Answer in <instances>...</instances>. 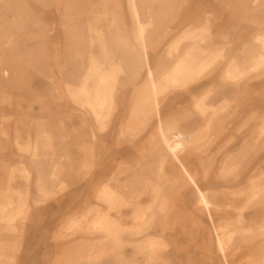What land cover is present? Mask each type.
I'll return each mask as SVG.
<instances>
[{"label":"rangeland","instance_id":"1","mask_svg":"<svg viewBox=\"0 0 264 264\" xmlns=\"http://www.w3.org/2000/svg\"><path fill=\"white\" fill-rule=\"evenodd\" d=\"M25 108L71 158L31 164L62 192L0 264H264V0H0L21 137Z\"/></svg>","mask_w":264,"mask_h":264},{"label":"crops","instance_id":"2","mask_svg":"<svg viewBox=\"0 0 264 264\" xmlns=\"http://www.w3.org/2000/svg\"><path fill=\"white\" fill-rule=\"evenodd\" d=\"M7 107L5 105V109ZM22 117L27 118L29 127L33 130L32 134L25 137L11 132V125L17 120L15 117L8 114L0 116V142H7L8 145L6 150H0V250L4 248L12 255L19 253L21 249V245L15 244L23 238L19 230L26 221L28 223L31 203L35 202L32 200L33 195L35 199H44L51 193L56 197L62 192L50 179L46 181L45 187L35 185L36 178L31 164L44 165L49 161L55 164L56 161L58 163L71 158L69 154L58 150L41 153V143L51 137V132H47L50 124L45 109L25 108L22 110ZM68 120L65 117L61 125L68 123ZM34 128L39 130L35 131ZM54 170L48 174L52 179L55 176ZM58 190L59 193L56 194Z\"/></svg>","mask_w":264,"mask_h":264},{"label":"bare ground","instance_id":"3","mask_svg":"<svg viewBox=\"0 0 264 264\" xmlns=\"http://www.w3.org/2000/svg\"><path fill=\"white\" fill-rule=\"evenodd\" d=\"M141 30V29H140ZM149 75H150V73H149ZM183 138H187V136H184V135H181Z\"/></svg>","mask_w":264,"mask_h":264}]
</instances>
